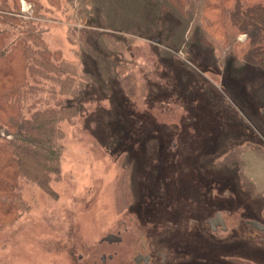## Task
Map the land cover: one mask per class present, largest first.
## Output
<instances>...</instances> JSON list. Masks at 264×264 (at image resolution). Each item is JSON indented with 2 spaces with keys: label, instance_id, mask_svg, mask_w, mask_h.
Returning a JSON list of instances; mask_svg holds the SVG:
<instances>
[{
  "label": "rangeland",
  "instance_id": "374dc122",
  "mask_svg": "<svg viewBox=\"0 0 264 264\" xmlns=\"http://www.w3.org/2000/svg\"><path fill=\"white\" fill-rule=\"evenodd\" d=\"M204 2L0 0V71L14 54L18 72L0 76L15 107L0 135L67 108L48 186L0 179V264H98L101 235L129 227L130 244L145 226L170 264H264V232L245 222H264V70ZM218 210L226 231L207 221Z\"/></svg>",
  "mask_w": 264,
  "mask_h": 264
},
{
  "label": "trees",
  "instance_id": "16d2710c",
  "mask_svg": "<svg viewBox=\"0 0 264 264\" xmlns=\"http://www.w3.org/2000/svg\"><path fill=\"white\" fill-rule=\"evenodd\" d=\"M126 1L121 0V3L125 5ZM178 1L184 2L185 0ZM202 9L204 13L216 17L214 22L209 23L208 21L207 24L208 26L217 25L218 32L224 37H228L229 28L233 31L236 30L237 33H247L251 55L245 64L264 70V0H205ZM207 24L204 25L206 28H208ZM3 34V31H0V45ZM7 54L3 52L0 57L3 58ZM13 56L14 54L11 59H8L12 63L9 65L10 61L6 63L5 69L0 71L2 73L0 76L4 78L3 80L8 76L15 82L18 79V72L14 65L16 58L14 59ZM7 95L0 92V102L8 106L6 109L0 107L2 113H10L15 109L11 103H7ZM66 109L63 106L53 110L52 115L48 114V117H43L42 113L35 112L29 117L25 116L24 121L17 120V123H13V120L8 119L6 123L2 124L3 127L9 128V131L5 130L7 135H11V138L0 135L4 141L0 145V179H4L8 186L15 183V176H25L47 187L51 174L58 173L61 146L58 143L59 127L56 122L62 111ZM3 119L6 118L0 114V122L4 121ZM10 127L18 129L16 135H14L15 131L10 130ZM150 130L147 126L137 127L134 131L135 141H145L146 134H151ZM133 147L135 146L133 145ZM137 148L141 150L139 146ZM137 152L136 154H138ZM204 183L207 185L206 180ZM200 194L202 195L201 191Z\"/></svg>",
  "mask_w": 264,
  "mask_h": 264
},
{
  "label": "flooded vegetation",
  "instance_id": "af4514ba",
  "mask_svg": "<svg viewBox=\"0 0 264 264\" xmlns=\"http://www.w3.org/2000/svg\"><path fill=\"white\" fill-rule=\"evenodd\" d=\"M214 217H217V219L213 220ZM214 217L207 220L212 230L216 231L219 228L224 231L228 230L222 210L216 211ZM196 221V219H191V224ZM251 221H259L264 224V222L255 218L246 219L245 222L254 228V231L249 232L250 235L256 236L264 232V229H257ZM168 223L171 222L168 221ZM160 232L159 228H154V226L147 228L145 226L136 231L132 243L128 244L126 235L129 233V227L108 230L99 239V246L102 250L97 262L98 264H115L121 253H125L128 255V264H170L167 243L158 241ZM80 256L83 257L84 254Z\"/></svg>",
  "mask_w": 264,
  "mask_h": 264
},
{
  "label": "water",
  "instance_id": "95a60500",
  "mask_svg": "<svg viewBox=\"0 0 264 264\" xmlns=\"http://www.w3.org/2000/svg\"><path fill=\"white\" fill-rule=\"evenodd\" d=\"M217 217H214L213 220H216ZM212 221V220H211ZM252 223H254V225L257 227V229L263 230L264 229V224H262L259 221H251Z\"/></svg>",
  "mask_w": 264,
  "mask_h": 264
}]
</instances>
